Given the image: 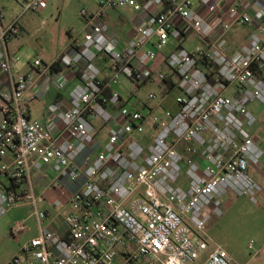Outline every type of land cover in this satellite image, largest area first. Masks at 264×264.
Segmentation results:
<instances>
[{
  "label": "built area",
  "instance_id": "2783aa9c",
  "mask_svg": "<svg viewBox=\"0 0 264 264\" xmlns=\"http://www.w3.org/2000/svg\"><path fill=\"white\" fill-rule=\"evenodd\" d=\"M228 1L97 0L95 11L79 13L83 39L58 64L35 58L29 72L17 69L9 46L23 34L22 16L47 3L17 0L22 12L7 25L0 6V219L29 205L37 228L7 264L232 263L221 245L211 248L207 229L229 193L258 204L263 191L251 169L264 150L249 128L257 121L251 107L264 106V12ZM125 9L133 31L120 45L109 18ZM238 27L251 32L237 49L228 33ZM192 36L201 44L189 50ZM102 59L111 64L101 69ZM123 77L127 98L113 89ZM74 79L60 116L54 108L45 121L30 117V102ZM148 83L162 98L179 90L177 110L158 115L155 92L140 101ZM36 176L61 191L59 213L41 208Z\"/></svg>",
  "mask_w": 264,
  "mask_h": 264
},
{
  "label": "rangeland",
  "instance_id": "374dc122",
  "mask_svg": "<svg viewBox=\"0 0 264 264\" xmlns=\"http://www.w3.org/2000/svg\"><path fill=\"white\" fill-rule=\"evenodd\" d=\"M45 1L47 3L45 9L35 13H27L21 18V24L25 25L29 32L25 34L24 38L15 41L18 50L15 53H11V56L17 69L22 72L26 71L37 57H40L45 64L50 65L66 52L71 44L73 46L76 41L83 39V21L79 17V13L84 9L91 11L97 9V0ZM0 6L4 9L7 19H11V22L18 18L22 12V7L17 0H0ZM132 16L133 14L130 12L129 17L127 16L128 20ZM200 44L197 38L192 36L188 42L183 44V47L192 50ZM175 45V42L169 43V48L164 51L165 54L170 51V48H174ZM95 64L104 69L111 64V59L96 60ZM161 70L167 71L168 68L162 67ZM107 75H111V71H107ZM126 87H130V82L123 77L121 83L114 85L113 89L127 98ZM151 92H155L158 95L153 104H161V107L157 110L158 115H162L164 109L173 112L177 110L175 101L180 94L179 90L175 89L169 92L165 98H162L159 87L148 83L141 86L137 91V98L140 101H146ZM137 98H132L129 105L136 102ZM251 109L259 116L258 122L256 121V124L249 128V132L252 136L256 134L252 133L254 131L264 135V106L255 104ZM143 112L146 113L145 110ZM107 131L106 129L103 132V139H105ZM260 197L261 195L259 194L257 197L258 204H253L247 197H238L233 193H229L222 199L224 215L220 218H212L208 224L207 232L211 248L216 244L221 245L231 254L232 258V254L248 253L249 242L258 237L262 238L264 235V203ZM31 214L32 208L29 205H22L11 210L8 214L14 226L19 223L29 222L28 231L20 237H16L22 245L32 237L37 236L36 221ZM10 237L9 233L8 238ZM2 259L3 257L0 253V261ZM195 264H201V261H197Z\"/></svg>",
  "mask_w": 264,
  "mask_h": 264
},
{
  "label": "crops",
  "instance_id": "0c3cea01",
  "mask_svg": "<svg viewBox=\"0 0 264 264\" xmlns=\"http://www.w3.org/2000/svg\"><path fill=\"white\" fill-rule=\"evenodd\" d=\"M164 1L167 2L168 0H164ZM193 1L196 2L197 0H193ZM242 1H243L242 4L245 5V10L251 14L255 15L256 13L262 11L264 12V0H242ZM227 2L229 1L221 0L222 5H226ZM130 12L131 10L125 9L122 11H112L110 13L109 24L117 34V40L120 41V45L126 44L130 34H132L133 31V25L131 24L130 20H128ZM10 20L11 19H7L6 17L3 22L5 25H7L11 22ZM21 27L23 29V34L20 38L15 39L10 43L9 46L10 53H15L18 50L15 41L24 38L25 34L29 32V30L25 25L21 24ZM250 32H251L250 29L243 27H238L233 29L228 33V39L230 44L237 49L240 48L243 44L247 42ZM71 46L72 44L69 47ZM59 59L60 56L51 64H54ZM29 71H31L30 65L24 72H29ZM77 84L78 81L74 79L69 83L67 89L64 92L51 93L46 100L43 101L35 100L33 102H30L29 104L30 117L40 121H45L49 117L48 115L49 111L54 108L57 109V111L54 113V116L56 117L60 116V112L58 109L60 107L61 101H63L64 98L68 96V94L73 90V88L77 86ZM255 115L258 120L259 115L257 113H255ZM1 119H2V115L0 113V120ZM252 133L253 134L256 133L255 135H253L255 138L254 140L264 150V135H260L258 132L255 131ZM258 166L252 168L251 173L263 188V191L260 194L261 195L260 198L261 201L264 203V159ZM36 180H37L36 191L44 198V202L41 205V208L47 210L52 215L59 213L60 210L54 207L53 204L57 200V198L61 197L60 194L61 191L58 189H51L49 187L50 181L48 180L41 179L38 176H36ZM8 214H6L2 219H0V253L3 257V259L0 261V264H7L11 259H13L19 253L20 248L22 246V243L17 240L18 238L17 239L15 237H10L11 239L8 238L9 233H11V229L14 227L13 221L10 219ZM45 223L48 224L49 220H47ZM251 241H254L252 249L249 248ZM251 241L249 242L248 245V250H247L248 253L244 252L236 255L232 254L233 258L231 264H264V235L262 236V238L258 237L257 239ZM200 261L202 264L203 261L202 260ZM195 263H191V264H195Z\"/></svg>",
  "mask_w": 264,
  "mask_h": 264
},
{
  "label": "trees",
  "instance_id": "16d2710c",
  "mask_svg": "<svg viewBox=\"0 0 264 264\" xmlns=\"http://www.w3.org/2000/svg\"><path fill=\"white\" fill-rule=\"evenodd\" d=\"M55 64H58V61L57 62H55ZM54 68V67H53ZM169 90H170V87H169Z\"/></svg>",
  "mask_w": 264,
  "mask_h": 264
}]
</instances>
